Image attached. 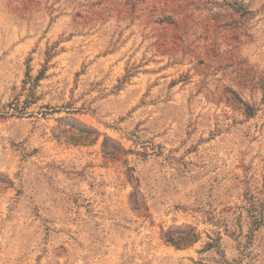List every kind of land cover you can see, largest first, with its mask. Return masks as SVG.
I'll return each instance as SVG.
<instances>
[{"label":"rangeland","instance_id":"1","mask_svg":"<svg viewBox=\"0 0 264 264\" xmlns=\"http://www.w3.org/2000/svg\"><path fill=\"white\" fill-rule=\"evenodd\" d=\"M0 264H264V0H0Z\"/></svg>","mask_w":264,"mask_h":264}]
</instances>
